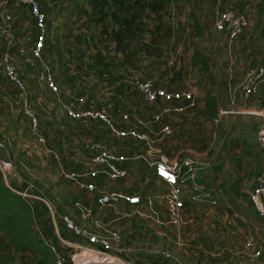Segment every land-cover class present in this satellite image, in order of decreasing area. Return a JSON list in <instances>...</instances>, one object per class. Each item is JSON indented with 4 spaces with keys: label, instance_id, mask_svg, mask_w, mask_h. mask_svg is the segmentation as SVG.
I'll list each match as a JSON object with an SVG mask.
<instances>
[{
    "label": "rangeland",
    "instance_id": "374dc122",
    "mask_svg": "<svg viewBox=\"0 0 264 264\" xmlns=\"http://www.w3.org/2000/svg\"><path fill=\"white\" fill-rule=\"evenodd\" d=\"M6 1L8 6L5 7ZM11 1L0 0L3 3H0V12L8 11L5 13L13 17L11 29L15 30L10 36L0 37V56L4 50L15 54L21 78L28 87L27 102L38 119L37 132L43 141L37 140L36 132L31 130L29 119L22 111L18 100L21 91L6 82L0 65V104L9 107L6 94L15 98L19 128L23 124L27 131L24 133H28L26 139L32 153L41 151L28 169L22 170L21 164L20 167L15 165L18 177L9 174L5 177L10 188L21 195L26 193L34 205L33 231L46 243L48 254L16 252L0 233V264H54L60 253L68 260V256L76 251L74 246L62 244L56 228H62L66 232L65 238L73 242L77 241V235L65 226L63 218L68 217L76 226L74 217L80 216L79 219L88 222L89 214L71 200L72 194L77 193L85 200L86 189L70 173L87 166L92 158L91 142L98 141L118 153L123 145L133 141L126 142L111 130V126L116 129L125 127L121 122L123 113H132L129 122L131 119V122L140 124L138 132L146 136L137 141V148L132 146L131 149L145 150L148 147L151 141L149 113L153 108L137 90V81L144 79H152L158 86L169 90L182 89L185 84L189 91L196 88L193 110L197 112L201 107L205 112L204 116L201 113L199 117L197 113L191 115V123L178 127L179 131L173 136L180 137L187 144L191 157L204 162V172L195 180L207 194L198 203L206 212V236L190 239L186 246L165 244L164 252L176 255L183 263L191 260V264H252V258L234 254L241 245L229 237V229L228 236L218 241L219 231L213 224L218 214H213L218 208L224 211L229 206L241 211L242 215L248 212L258 228L259 237L264 240V218L254 211L251 199L257 178L264 176V0H218V12L237 11L247 18V28L233 42L225 33L214 30L215 16L210 14L208 6L212 8L213 3L204 4L208 11L199 22L193 20L189 49L172 54L168 64L170 70L159 65L153 67L152 57L157 55L160 58L162 54L151 52L156 41L144 26V17L134 15L133 0H114L112 4L110 0H43L40 8L47 18L49 36L41 59L29 65L16 55V48L31 47L36 27L27 8L22 5L11 7ZM116 4L126 9V27L124 25V29L111 35L105 32L110 25L106 18L113 13ZM191 5L197 9L194 0ZM201 9L204 11L205 8ZM192 33L195 36L192 37ZM14 42L15 46H10ZM165 42L163 39L162 44ZM227 47H231V52ZM252 68H262L263 72L254 79L251 92L245 94L247 73ZM45 70L50 71L59 86L63 101L85 95L94 106L108 108L110 123L66 118L56 96L47 88L43 77ZM227 81L231 83L229 87ZM219 109L227 113L219 114ZM260 111L261 114H257ZM8 121L4 114L0 121L4 131ZM27 156L35 155L29 153ZM52 204H59L56 207L59 213L53 210ZM147 247L141 245L137 254L148 259ZM94 258L93 264H110L102 262L100 256ZM119 258L122 261L114 256H107L106 260L111 264H136L123 260V256ZM254 258V264H257L258 259ZM167 259L164 255L163 260Z\"/></svg>",
    "mask_w": 264,
    "mask_h": 264
},
{
    "label": "crops",
    "instance_id": "0c3cea01",
    "mask_svg": "<svg viewBox=\"0 0 264 264\" xmlns=\"http://www.w3.org/2000/svg\"><path fill=\"white\" fill-rule=\"evenodd\" d=\"M194 1L197 9L191 5V0H133L134 15L144 17V26L146 29H149L152 39L156 41L151 48V52L154 54H162L160 58L157 55L152 57L153 67L159 65L170 70L171 67L168 64L172 59V54L183 53L190 46L188 40L191 36L193 20L195 19L199 22L205 11H208L207 6H204V4L208 5L209 3H213L212 8L210 5L208 6L210 7V14L214 15L216 19L218 0L216 3L214 0ZM113 2L114 0H110L111 4ZM16 5L15 0H12L9 4L11 7ZM6 6H8V1L5 2ZM201 7L205 8L204 11ZM114 8L115 10H112L113 13L108 14L106 18V21L110 22V25L106 28L105 32L111 35L124 29V25L126 27L124 18L126 9L120 7L119 4H116ZM1 11L8 12L6 10ZM14 32L15 30L11 29L9 36L14 34ZM193 36H195L194 33H192ZM163 39L166 40L165 44H162ZM14 44L16 43L14 42L10 46H15ZM227 48L231 52V47ZM192 50H195V48H192ZM1 72L6 82L15 87L5 76L2 65ZM230 84L227 81L228 87ZM187 87L185 84V87H182V89L187 90ZM26 88L28 89L24 81L22 89L18 88L21 91L18 95L19 99L16 98L21 102L22 111L25 103L30 108V104L27 102L29 91H26ZM195 93L196 88L193 91L194 100L197 97ZM6 95L5 99H7L9 107L0 104V121L4 114L8 116L9 121L7 122V129L4 128L5 131L0 124V160L10 159L14 166L21 164L20 166L23 168L19 166L20 169L26 170L28 169L27 166L32 163V160L36 162L41 155V151H36L35 154L32 153V148H29L28 139H26L28 133H24L25 129L21 120L22 127L19 128L18 125V117L15 114L17 110L15 108L16 100L10 94ZM37 99H40V97ZM148 104L153 108L152 112L149 113L151 141L148 147L145 150L131 149L132 146L137 148V141L146 137L143 133L142 138H122L126 142L133 140L125 144L127 146L123 145L118 153L113 151L117 155L124 157V160L118 164L125 170V176L112 180L102 172H99L95 178L91 179L96 187V191L88 192L86 190V195L84 196L86 201L82 199V195L77 193L73 196L72 194V202L89 214L88 222L79 219L80 216L79 218L74 217L73 219L78 224L77 226L85 227L91 233L106 236L113 245V249L109 253L116 257L123 256V260L127 262L132 261L136 264H144L145 261H148V264H191V260H189L190 262L183 263L176 255L164 252V245L186 246L189 245L190 239L196 240L206 236L204 233V229L207 226L206 212L204 211L205 208L199 207L198 203L207 194L203 191L198 181L195 180L196 176L198 177L200 173L204 172V162L200 161L199 158L191 157L187 144L180 137H175L173 134L179 131L178 127L188 126L191 123V115L197 113L199 117V113H201V116H204L205 112L200 107L197 112L193 109H188L182 114H169L162 116L160 120H155L154 115L159 110L160 104ZM24 115L26 114L24 113ZM127 115L131 118L133 114L127 113ZM129 123L130 126L127 123L125 127H132L136 131H139L140 124L131 122V119ZM164 127H167L168 131H164ZM25 132L27 131L25 130ZM29 153L35 156H27ZM159 156H165L170 160H174L180 166L178 182L181 189L180 199L183 202V209L181 220L178 223H174L168 214L166 197L169 185L163 179L156 176L154 168L151 165L152 159L158 158ZM86 165L81 171L76 169L74 172L87 171L91 165V158H89ZM109 192H114L118 196L111 199L108 204L99 206L96 198L100 193ZM131 197H138L139 202L130 203L126 200V198ZM59 203L61 202L59 201ZM57 205H53V210L59 213V208H56ZM38 213L37 211V216ZM244 213L246 215L243 214V216L241 211L235 210L230 206L224 211L218 208V211L214 212L213 215L218 214L213 221L215 229L219 231L218 241H222L228 236L227 230L229 229V237L235 240V244L241 245V249L234 252V254L252 258V262L250 261L252 264L255 262L253 261L255 259L254 257H257V264H264V240L259 237L258 228L254 226L253 221L250 219V214L248 212ZM56 228L57 234L59 233V240L65 242L67 240L65 238L66 232L64 233L63 229H60L58 226ZM112 231L118 232L119 239L117 241L111 235ZM76 238L77 241L72 242L76 246L86 245L85 240L80 239L78 236ZM141 245L148 246V249H146L148 259L140 257L137 254ZM196 245L199 247L198 243ZM183 251L185 255L188 254L186 248ZM163 253L167 256V261L163 260Z\"/></svg>",
    "mask_w": 264,
    "mask_h": 264
},
{
    "label": "built area",
    "instance_id": "2783aa9c",
    "mask_svg": "<svg viewBox=\"0 0 264 264\" xmlns=\"http://www.w3.org/2000/svg\"><path fill=\"white\" fill-rule=\"evenodd\" d=\"M43 0H15L17 5L25 6L28 13L34 20L36 34L30 48L17 47L16 55L22 57L29 65H34L35 62L41 59L42 52L46 46L49 36V26L47 24L46 15L41 11V2ZM13 17L5 12H0V37L3 35L9 36ZM248 21L243 13L231 10H222L217 12L213 28L216 32L225 33L230 41L236 40L239 35L247 28ZM5 76L18 88L22 89L24 82L19 72L15 54L4 50L0 56ZM263 72L262 68H252L247 73L248 82L244 86V93L248 94L253 89L254 79ZM45 78L48 89L55 94L57 103L63 108L67 118L84 122L103 121L110 123L109 110L107 107L94 106L85 95L70 97L63 101L59 95V86L53 79L50 71L45 70L43 76ZM137 90L141 94L143 100L147 103H159L160 107L155 112L154 119L160 120L162 116L169 114H182L188 109L195 107L193 92L186 89L169 90L158 86L152 79H144L137 81ZM23 111L29 119L31 130L37 134V140L43 141L41 134H38V119L36 115L25 103ZM255 112V111H254ZM227 113L226 110H220L219 114ZM257 114H261L257 112ZM121 122L127 124L129 116L127 113L121 114ZM125 126V125H124ZM168 131L167 127L163 128ZM111 130L120 138H142V133L132 127H120L116 129L111 126ZM262 133V132H261ZM264 140V138H262ZM89 150L92 152L91 165L85 172H71L70 176L78 181L79 185L88 192H95L96 187L91 179L95 178L99 172H102L108 178L116 180L125 176V170L118 164L124 160V157L117 155L112 150L104 146L98 141L89 144ZM151 165L154 168L156 176L163 179L168 185L167 193L168 214L174 223H178L182 217L183 202L180 199L181 189L178 182L179 164L174 160H170L165 156H159L152 159ZM1 174H9L13 177H18V171L10 159L0 160ZM24 197H28L23 193ZM118 195L114 192L100 193L96 198L99 206L108 204L111 199ZM254 211L264 218V176L257 178L256 184L251 192ZM130 203L139 202L138 197L126 198ZM65 226L69 228L80 239L85 240L88 245L76 246L70 241L62 242L65 247L74 246L75 252L68 256V260L63 253L58 256L54 264H93L94 257L101 258L104 263H112L106 260L107 256H113L109 252L113 249L112 242L103 235L91 233L85 227L76 226L68 217L63 218ZM111 235L114 240L119 239V234L112 231ZM60 247V246H59ZM258 254V252H257ZM119 261V257L114 256ZM68 262V263H67ZM97 262V261H96ZM126 264V263H125Z\"/></svg>",
    "mask_w": 264,
    "mask_h": 264
},
{
    "label": "trees",
    "instance_id": "16d2710c",
    "mask_svg": "<svg viewBox=\"0 0 264 264\" xmlns=\"http://www.w3.org/2000/svg\"><path fill=\"white\" fill-rule=\"evenodd\" d=\"M198 52H195V55ZM205 63V61H203ZM34 205L7 186L0 172V233L16 252L48 254L46 243L33 231Z\"/></svg>",
    "mask_w": 264,
    "mask_h": 264
},
{
    "label": "water",
    "instance_id": "95a60500",
    "mask_svg": "<svg viewBox=\"0 0 264 264\" xmlns=\"http://www.w3.org/2000/svg\"><path fill=\"white\" fill-rule=\"evenodd\" d=\"M3 179H4L5 184L7 185V179H6L5 175H3Z\"/></svg>",
    "mask_w": 264,
    "mask_h": 264
},
{
    "label": "bare ground",
    "instance_id": "6f19581e",
    "mask_svg": "<svg viewBox=\"0 0 264 264\" xmlns=\"http://www.w3.org/2000/svg\"><path fill=\"white\" fill-rule=\"evenodd\" d=\"M95 259V258H94ZM98 259V258H97ZM113 261V260H112ZM119 261V260H118ZM122 264H124L123 262H121Z\"/></svg>",
    "mask_w": 264,
    "mask_h": 264
}]
</instances>
